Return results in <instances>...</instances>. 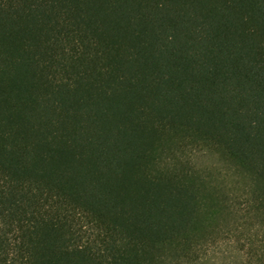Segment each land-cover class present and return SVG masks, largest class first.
I'll return each mask as SVG.
<instances>
[{"label":"trees","instance_id":"16d2710c","mask_svg":"<svg viewBox=\"0 0 264 264\" xmlns=\"http://www.w3.org/2000/svg\"><path fill=\"white\" fill-rule=\"evenodd\" d=\"M0 264H264V0H0Z\"/></svg>","mask_w":264,"mask_h":264}]
</instances>
